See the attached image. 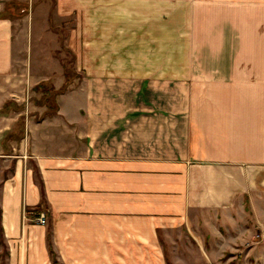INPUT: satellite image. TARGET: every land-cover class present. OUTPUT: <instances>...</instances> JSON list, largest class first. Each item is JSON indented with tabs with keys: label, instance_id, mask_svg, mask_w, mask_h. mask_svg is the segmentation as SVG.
Wrapping results in <instances>:
<instances>
[{
	"label": "crops",
	"instance_id": "crops-1",
	"mask_svg": "<svg viewBox=\"0 0 264 264\" xmlns=\"http://www.w3.org/2000/svg\"><path fill=\"white\" fill-rule=\"evenodd\" d=\"M56 6L85 10L83 77L42 116L33 88L63 68L34 47L54 36L0 0V264H229L264 231V0ZM159 8L199 13L157 33Z\"/></svg>",
	"mask_w": 264,
	"mask_h": 264
},
{
	"label": "rangeland",
	"instance_id": "rangeland-1",
	"mask_svg": "<svg viewBox=\"0 0 264 264\" xmlns=\"http://www.w3.org/2000/svg\"><path fill=\"white\" fill-rule=\"evenodd\" d=\"M29 4H34V6L37 5V13L40 15L42 14L41 18L40 15L35 13H33L32 16L35 22L32 25V30L35 29V32H33L35 33V36L37 37V32H41L42 35L46 32L47 34H53L54 36V39H46V37H42L39 42L36 41L37 44L34 48H37L39 52L47 51L48 56L53 55L54 58L59 60V64L63 68L64 81L65 79L70 81L67 87L70 85H78L83 77V71L81 70L83 57L79 56V49L82 50L83 48V40L80 33H83V12L85 10L75 9L72 10L70 14L63 15L62 13H57L56 0H28V5ZM149 11L145 10V16L141 14V17H154L156 20L155 22L157 23L155 26L157 33L160 27V24L158 23L163 19L171 18L173 22H176V24H173L172 26L179 27L180 17H195L197 16V12L199 13V9L187 10L159 8ZM123 12L125 13V16L131 14V10H123ZM27 17L29 23L31 19L30 11L28 12ZM40 19H42V21ZM41 22L42 24L40 25ZM161 23H163V21ZM70 34L76 35L74 42L69 40ZM113 37L114 39L116 37L114 33ZM112 43L115 44V40H113ZM126 58H130V56H127ZM38 59L42 60L44 57L38 56ZM95 62H98V56ZM43 82L47 83L35 91V95L33 94V96H35L33 102L46 108L42 113V116L46 115V112L50 113L53 111L52 108L56 106L55 101L57 99V96H53L54 90L57 88L53 86L52 81L47 80ZM51 87H53V91L50 90ZM10 107L15 110L19 109L17 105H11ZM256 228H252V238L244 244L245 246L237 245L234 249L231 248L230 251H225L222 258L230 260L229 264H264V242H257V239H255V234L257 232L264 233V231H257ZM189 262L191 264H207L205 259L199 255L192 257Z\"/></svg>",
	"mask_w": 264,
	"mask_h": 264
},
{
	"label": "built area",
	"instance_id": "built-area-1",
	"mask_svg": "<svg viewBox=\"0 0 264 264\" xmlns=\"http://www.w3.org/2000/svg\"><path fill=\"white\" fill-rule=\"evenodd\" d=\"M23 223L30 222L34 224L45 225L48 222V216L45 211L37 210L34 208H24L22 212ZM257 242H264V233L257 232L255 234Z\"/></svg>",
	"mask_w": 264,
	"mask_h": 264
},
{
	"label": "trees",
	"instance_id": "trees-1",
	"mask_svg": "<svg viewBox=\"0 0 264 264\" xmlns=\"http://www.w3.org/2000/svg\"><path fill=\"white\" fill-rule=\"evenodd\" d=\"M70 81H68V79L66 80L65 79V81H64V83H63V85L59 88V89H55L54 90V97L55 96H57L58 94H60V93H62L63 91H65L66 90V88H67V86H68V83H69ZM45 83H47V82H40L39 84H37L34 88H33V90L34 91H37L39 88H41V87H43L44 86V84ZM50 90L51 91H53V87H51L50 88ZM45 92H46V90H45ZM48 98V97H47ZM12 104V102H6L5 104H4V108L6 109V108H8V107H10V105ZM12 106H14V105H12ZM19 109H21L22 107H23V105H19V106H17ZM56 108H57V106H54L52 109H53V111L52 112H46V114H52V113H55L56 112ZM37 210H39V209H37ZM168 264H170V263H168Z\"/></svg>",
	"mask_w": 264,
	"mask_h": 264
}]
</instances>
